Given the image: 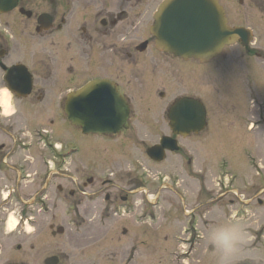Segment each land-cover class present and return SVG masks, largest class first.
Listing matches in <instances>:
<instances>
[{
    "label": "flooded vegetation",
    "instance_id": "1",
    "mask_svg": "<svg viewBox=\"0 0 264 264\" xmlns=\"http://www.w3.org/2000/svg\"><path fill=\"white\" fill-rule=\"evenodd\" d=\"M8 1L0 3V8L4 9L0 11V91H9L11 108L12 103H20L18 115L39 113L37 106L46 105L54 110L55 121H61L64 127L54 132L33 128L34 139L38 137L39 144H47L44 150L47 153L37 158L41 169L27 175L25 163H12L22 154H31V147H35L37 141L28 144L22 138L25 133L21 129L19 138L16 130L9 132L0 125V180L7 168L20 184L28 181L41 184L42 192L31 197L35 203L40 197L51 200L50 190L55 185L54 197L61 202L82 194L83 199L99 201L102 198L115 206L131 203L144 192L137 188L143 186L141 180L136 179L138 184L131 186L127 196L114 194L113 190L117 193L122 190L115 189L105 175L95 179V168L86 167L87 163L101 160V155L111 162L118 156L113 150L120 149L124 154L130 145L132 149L144 152L146 159H141L152 169L167 163L189 168L187 181L182 182L192 187L187 188V193L204 196L201 201L207 202L201 205L203 207L212 202L208 197L210 190L213 191L210 187L214 179H209L207 166L214 155V142H219L225 132L235 135L224 130V125H234V130H246L249 134H259L261 130L264 133L259 123L261 121L264 128V108L261 109L264 107V79L260 71L253 74L257 70L264 73V67L259 66L264 59V36L257 38L256 17L247 14L251 6L264 14V0H250L249 4L244 0H229L228 3L219 0L222 16L228 20L229 26L248 30L249 35L203 58L195 54L185 58L157 48V39L151 30L155 26L154 16L165 0ZM5 8L13 9L5 11ZM91 85L105 89L106 93L98 91L99 95L104 94L111 105L118 101V96L123 99L129 108L127 127L116 134L86 135L79 126L72 124L70 117L83 119L76 106H81L84 100L77 97ZM246 102L249 107L258 105L254 112L256 116L259 114L255 128L250 119L247 125L246 119L237 116L246 107ZM0 115L3 121L11 117L5 116L2 105ZM49 123L52 125L51 121ZM60 132L61 135L67 133L69 143L67 141L66 148L57 147L54 141V136ZM164 139H168L165 147L162 146ZM260 144L256 147L258 162L254 165L257 178L241 183L245 200L240 199L237 203L231 199L226 208L237 206V213L234 209L224 210V216L230 217L232 213L235 217L242 215L256 221L264 216V152ZM160 147L164 150H159ZM170 148L177 150L171 151ZM152 149H156L159 155H149ZM220 149L215 154L223 153L224 158L229 157L228 149ZM238 151L233 155H246L243 150ZM126 157L131 158L125 162L130 168L135 165L143 168L140 161L134 162V156L127 154ZM159 157L161 162H157ZM227 160L221 158L219 161V174L227 175L240 167L236 164L234 168ZM109 176L113 178L112 174ZM217 181L220 195L233 193L239 196V191L228 189L234 184L227 186L223 184L225 180ZM69 182L79 191L70 190L65 195L62 185ZM99 185L104 189L98 188L93 197L84 192L85 188ZM110 190L112 194L106 193L102 197V192ZM162 190L173 191L169 187L163 188L160 195ZM14 194L20 198L18 187L8 198ZM175 195L184 201L183 196ZM205 207L207 209L202 208L201 214L212 216V211ZM183 212L187 216V212ZM191 213L193 216L198 212ZM261 234L264 235V230ZM211 247L209 249L213 250Z\"/></svg>",
    "mask_w": 264,
    "mask_h": 264
},
{
    "label": "rangeland",
    "instance_id": "2",
    "mask_svg": "<svg viewBox=\"0 0 264 264\" xmlns=\"http://www.w3.org/2000/svg\"><path fill=\"white\" fill-rule=\"evenodd\" d=\"M220 1L230 2L229 0ZM233 1L238 2V0ZM244 2L249 4L250 0H244ZM249 8L250 13L247 14L256 17L257 38L264 36V14H261L254 6ZM263 61L262 58L259 66L264 67ZM258 71L264 79L263 70L254 72L251 70L250 72L255 74ZM246 92H248V86ZM19 106L18 102L12 103V108L7 114L11 117L3 121L0 115V125H3L9 132L16 130V137L19 138H21L19 131L21 129L25 133L22 138H25L24 142L28 144H31L33 140L37 141L38 144L31 147V154H22L12 163L17 165L18 162L25 163L26 173L31 175L35 170L41 169L37 158L47 153L44 151L47 144H39L38 137L34 139L33 128L40 127L54 132L64 127L61 121H55L54 110L46 105L37 106L39 113H24L23 116L18 115ZM256 110H258V105L249 107L246 102V107L237 116L241 115L240 119H246L247 125L250 119L253 124L251 126H254L259 121V114L254 115ZM259 123L260 129H264L263 123L261 121ZM235 124L238 123L235 122ZM135 126L141 127L140 124ZM223 128L235 135L225 132L221 135L219 142H214V155L211 164L207 166L209 179H214L210 187L213 191L210 190L208 197L212 202L203 207L201 205L207 202L201 201L204 196L199 197L197 194L187 193V188L192 187H187L182 182L187 181L189 168L184 169L178 164L167 163L152 169L146 166L144 159H141V157L146 159L144 152L132 149L130 145L127 153L124 154H121L120 149L113 150L118 152V156L111 162L105 160V155H101V160L96 159L95 163L86 162V167L95 168L93 172L95 179H101L105 175L106 179L109 178L113 182L115 189L122 190L121 193L113 190L114 194L127 196L131 186L138 184L136 179L141 180L143 186L137 188L141 192L144 191L143 194H138L131 203L120 206H115L113 202L106 203L102 198L99 201L92 198L83 199L82 194L74 199L69 196L70 199L67 202H61L54 197L57 190L56 185L51 187L50 191L53 195L51 200L40 197L35 203L31 197L37 192H42V185L37 182L31 184L29 181L20 184L15 181V174L5 168L4 177L0 180V192L2 193L0 200L6 199V201H0V264H45V261L53 256L60 259L59 264H217V253L213 246L211 247L213 250L209 249L211 244L207 240L206 233L211 225L225 221L243 222L253 237L252 246L264 247V235L261 234L264 230V228L261 229V226H264V216L256 221L255 218H244L242 215L235 217L231 213L229 217L223 214L224 210L238 208L237 206L226 208L231 199L236 200L237 203L240 199L245 200L241 191L244 185L241 186V183L257 178L254 169L255 163L258 162L256 147L261 143L260 149L264 152V133H261L263 130L259 134H249L246 130H234V125L231 127L224 125ZM66 134L61 135L60 132L58 136H54L57 147L66 148L68 146L69 141ZM221 147L230 151L229 157L225 158L234 165V168L236 164H240V167L235 168L237 170L229 171L227 175L218 172L219 161L221 158L226 160L223 153L215 154L216 151L221 150ZM238 149L239 153L243 150L246 155H233ZM127 154L134 156L135 163L136 160L140 161L144 169L138 165L130 168L125 163L131 161V158L126 157ZM146 161L150 164L148 160ZM109 174H112L113 178ZM217 180H225L223 184L227 186L230 183L234 184L233 187L228 186V189L233 188L232 190L236 193L239 191L237 193L239 196L233 193L220 195L218 193L220 187L216 185ZM62 186L65 195L70 190L79 191L70 182ZM17 187L21 194L20 198L14 194L8 199L9 190ZM168 187L173 191L170 193L162 190L160 195L159 191ZM98 188L104 189L103 185H99L94 188H85L84 192L93 197L92 194ZM225 190L224 188L223 192ZM106 193L112 194L111 190L104 191L101 193L102 197ZM175 193L183 196L184 201L180 200ZM205 206L212 211V216L201 214L202 208L207 209ZM194 210L198 213L190 216ZM183 211L187 212V216L183 214ZM8 220H16L12 233L8 231ZM58 229H63V233L59 234Z\"/></svg>",
    "mask_w": 264,
    "mask_h": 264
},
{
    "label": "water",
    "instance_id": "3",
    "mask_svg": "<svg viewBox=\"0 0 264 264\" xmlns=\"http://www.w3.org/2000/svg\"><path fill=\"white\" fill-rule=\"evenodd\" d=\"M10 9L13 8H5V11ZM0 11L4 9L0 8ZM152 33L157 38L159 49H165L185 58L193 54L201 58L200 55L204 52L216 53L246 35L244 30L231 29L228 26L217 0H167L155 15ZM97 88L91 85L78 95V99L84 100L82 107L76 106L83 119L75 120L76 117H70V120L73 125L81 127L87 135L118 133L123 127H127L126 116L119 115L120 118L114 116L116 113H121L123 101L118 98V105L116 103L111 105L104 94L99 95L106 93L105 89ZM166 140L163 141L164 146ZM171 149L174 151L175 148ZM161 150L163 151V148ZM156 152L153 149L149 155H156ZM161 160L162 158L159 157L157 161ZM58 232L62 234L63 229H59ZM57 263V258H49L45 262V264Z\"/></svg>",
    "mask_w": 264,
    "mask_h": 264
},
{
    "label": "clouds",
    "instance_id": "4",
    "mask_svg": "<svg viewBox=\"0 0 264 264\" xmlns=\"http://www.w3.org/2000/svg\"><path fill=\"white\" fill-rule=\"evenodd\" d=\"M206 237L217 253V264H264V247L252 246L253 237L241 221L211 225Z\"/></svg>",
    "mask_w": 264,
    "mask_h": 264
},
{
    "label": "bare ground",
    "instance_id": "5",
    "mask_svg": "<svg viewBox=\"0 0 264 264\" xmlns=\"http://www.w3.org/2000/svg\"><path fill=\"white\" fill-rule=\"evenodd\" d=\"M241 37H239V39H240ZM162 50V49H161ZM165 50V49H164ZM166 51V50H165ZM217 52H219V51H217ZM216 52V53H217ZM210 55V53H206V52H204L202 55H200V57L201 58H203V56L204 55ZM213 54H215V53H213ZM212 55V54H211ZM0 104L1 105H3L4 106V113H5V115H7V114H9L8 112H10V108H11V103H10V93H9V91L8 90H2V91H0ZM118 98H121L120 96H118ZM122 99V98H121ZM122 101H123V99H122ZM116 104L118 105V102H116ZM116 111V110H115ZM128 114H129V108L126 106V104L124 103V101H123V106H122V109H121V113L120 114H114V116L115 117H119V115L122 117V116H126V117H128ZM126 117H124V118H126ZM120 118V117H119ZM7 225H8V231L10 232V233H12L13 231H14V229H15V225H16V220H8V222H7Z\"/></svg>",
    "mask_w": 264,
    "mask_h": 264
}]
</instances>
